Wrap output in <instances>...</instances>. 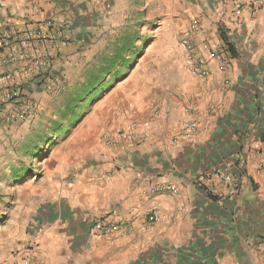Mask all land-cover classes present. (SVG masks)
<instances>
[{"label":"crops","instance_id":"0c3cea01","mask_svg":"<svg viewBox=\"0 0 264 264\" xmlns=\"http://www.w3.org/2000/svg\"><path fill=\"white\" fill-rule=\"evenodd\" d=\"M194 1L189 19L175 28L201 16L194 40L209 68L205 77L189 71L178 47L164 75L161 63L134 69L136 0H0V26L25 30L54 19L69 28L50 70L54 89L32 78L19 84L35 115L7 125L10 105L0 107L4 134L34 124L54 100L64 104V124L47 129L64 138L41 159L42 174L1 192L0 264H264V0L257 14L244 10L237 21L227 0ZM221 29L231 57L224 72L202 50L203 43L218 48ZM120 71L129 73L118 80ZM97 72H109L97 84L109 90L87 94L73 108ZM186 120L196 125L191 140L179 137ZM131 123L143 137L114 147L101 142V134ZM215 171L234 179L218 195L196 182ZM161 186L173 190L156 191ZM101 217L122 222L125 231L96 236L91 222Z\"/></svg>","mask_w":264,"mask_h":264},{"label":"built area","instance_id":"2783aa9c","mask_svg":"<svg viewBox=\"0 0 264 264\" xmlns=\"http://www.w3.org/2000/svg\"><path fill=\"white\" fill-rule=\"evenodd\" d=\"M230 2V14L234 20H239L244 10L250 14H257L263 0H227ZM202 29L201 16H192L188 27L180 30L177 37V47L182 60L189 71L199 77H205L209 68L202 59L195 44V34ZM221 31H223L221 29ZM69 43V28L66 23L54 19H47L33 28L17 30L15 28L0 26V107L10 105L8 113L4 117V123L10 125L14 122H26L36 112L35 104L23 99L20 82L25 78H32L43 90L50 92L57 84V79L50 75L53 62L58 50ZM202 50L210 58H215L216 70L224 72L230 65V59L226 45L220 41L218 48L210 47L208 43L202 44ZM196 134V125L192 120L182 123V133L179 137L191 140ZM140 125L131 123L124 131L106 134L103 144L106 147H114L118 141H130L143 137ZM173 139V143L179 140ZM199 185L206 184L209 194L218 195L222 190L230 188L234 184L233 176L223 171L204 173L196 178ZM172 188L161 186L156 191H168ZM173 190V189H172ZM155 215H149L148 221H155ZM91 229L96 236H110L124 232L122 222L113 221L107 217H101L91 222ZM21 264H31L23 261Z\"/></svg>","mask_w":264,"mask_h":264},{"label":"rangeland","instance_id":"374dc122","mask_svg":"<svg viewBox=\"0 0 264 264\" xmlns=\"http://www.w3.org/2000/svg\"><path fill=\"white\" fill-rule=\"evenodd\" d=\"M194 2V0H136V31L141 40L138 43L140 52L133 60L135 70L141 68L139 64L148 62L163 64V75L172 68L170 66H173L178 59L177 32L182 30L175 26L189 19L188 9L194 5ZM144 3H146L145 9L142 8ZM143 17H146V21ZM143 21L147 22L146 26H143ZM117 73L120 75L119 78L117 77L120 80L129 72ZM134 73L135 76L141 72L137 70ZM96 74H102V76L105 74L104 77L108 75L106 72ZM89 75L93 76L91 73ZM109 88H101L100 95H104ZM62 105H64L63 99H56L50 103L49 112L37 118L34 124L25 125L21 130L9 131L7 129L4 134H0V211L6 207L5 201L1 204L3 201L1 192L10 194L24 185L28 178L40 176L42 174L41 159L47 155L56 142H61L64 138L62 132L47 134V129L50 130L51 127L57 125V122L64 124V120L60 118L61 113L59 114ZM93 105L94 102L90 105L85 104L82 111H88ZM106 134L111 133L101 134L102 143ZM3 210L0 215V224L6 222Z\"/></svg>","mask_w":264,"mask_h":264},{"label":"trees","instance_id":"16d2710c","mask_svg":"<svg viewBox=\"0 0 264 264\" xmlns=\"http://www.w3.org/2000/svg\"><path fill=\"white\" fill-rule=\"evenodd\" d=\"M219 36H220L221 41L226 45L227 50L229 51L230 50L229 49V43H228V40L226 38L225 33L223 31H219ZM106 74H107V72H106ZM104 76H105V74H104ZM104 76H101L100 74L99 75L94 74L92 77H90V78L97 79L96 83H93L92 85H89L87 88H84V92H82L81 94L79 92L77 94H75L76 97L73 98L74 102L72 104L73 108L75 107L76 102L81 101L85 95H87V94L91 95V94L101 92V87L97 86V84L101 81V78H104ZM68 111H69V108H68ZM65 114H67V112ZM35 157H37V156H35Z\"/></svg>","mask_w":264,"mask_h":264}]
</instances>
